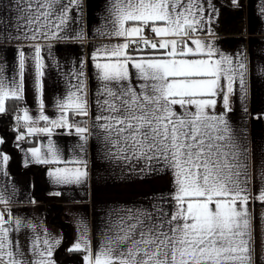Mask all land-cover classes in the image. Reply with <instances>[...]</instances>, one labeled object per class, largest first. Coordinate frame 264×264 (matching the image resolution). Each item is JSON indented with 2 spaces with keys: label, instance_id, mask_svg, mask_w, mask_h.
Listing matches in <instances>:
<instances>
[{
  "label": "snow or ice",
  "instance_id": "obj_1",
  "mask_svg": "<svg viewBox=\"0 0 264 264\" xmlns=\"http://www.w3.org/2000/svg\"><path fill=\"white\" fill-rule=\"evenodd\" d=\"M231 3L242 6L240 0ZM7 7L18 12L16 34L8 39L85 38L82 30L60 35L72 8L80 10V0H8ZM215 11L211 0H109L111 27L105 35L117 42L96 48L89 57L95 96L90 100L84 92L81 62L73 74L77 83L57 101L55 119L44 114L45 64L41 45H34L40 111L33 119L25 109L17 119L31 121L29 135L66 129L57 134L76 140L70 160L49 139L46 152L28 150L30 162L72 163L75 167L50 169L49 179L56 186H83L89 176L86 152L95 137L102 145L100 158L109 165L140 178L163 173L171 185L150 207L110 209L107 235L98 248L90 245L81 222L80 237L68 250L82 252L83 264H264V185H257L264 181V166L254 162L250 189L247 149L228 117L232 97L239 91L243 99L252 70L242 51L226 55L197 35L211 34L206 25ZM145 31L159 39L145 38ZM18 53L19 80L0 68V113L6 99H19L24 90L26 54ZM39 121L45 126H33ZM23 139L24 134L17 136ZM0 160L6 164L9 156L0 153ZM12 202L5 183L0 186V204L6 206L0 210V264H54L59 241L48 236L41 241L39 235L29 239L28 230L36 227L12 215L7 208Z\"/></svg>",
  "mask_w": 264,
  "mask_h": 264
},
{
  "label": "crops",
  "instance_id": "obj_2",
  "mask_svg": "<svg viewBox=\"0 0 264 264\" xmlns=\"http://www.w3.org/2000/svg\"><path fill=\"white\" fill-rule=\"evenodd\" d=\"M67 4V0H64ZM216 11L212 21L206 25L211 34L198 33L201 40L213 43L221 52L235 56L243 52L246 63L251 68V74L246 76L245 94L237 91L232 97V111L228 114L229 122L243 140L247 149L248 187L253 188L254 162L264 166V0H240L241 7L232 5L231 0H211ZM8 0H0V68L10 79L18 76V50L26 54L24 90L19 98V117L28 115L35 119L39 115V105L35 93L34 77L35 62L33 47L39 43L42 47L44 60L43 101L44 114L50 119L58 118L57 101L66 98L67 92L77 83L73 75L84 63V92L91 100L95 96L97 81L94 78V65L89 59L96 48L115 44V38L105 35L111 25L107 22L109 0H80V10L75 8L68 14V20L61 36H74L77 31H83L84 39H44L25 40L8 39L9 33L16 34L18 12L15 7L8 8ZM153 37L151 40H158ZM74 90V89H73ZM247 109V111H245ZM222 104H218L217 111H222ZM81 119V118H77ZM85 121L87 117L82 118ZM23 123L30 125L31 121ZM44 127L45 122L39 121L33 125ZM84 126H90L86 123ZM66 129H55L51 136L34 133L30 140H17L11 137L0 144V153L9 156L6 164L0 160V186L5 183L12 203L7 205L14 217H19L27 223L35 225L36 231L28 230L29 239L39 235L41 241L45 236L59 241L53 249L51 259L54 264L74 262L83 264L82 252L68 249L80 237L81 222L86 223L87 238L91 246L99 247L105 240L106 225L109 210L112 208L150 207L153 202H159L161 195H166L171 185L169 177L163 173L140 178L135 174L129 175L115 164L109 165L101 157L102 145L93 137L88 144L86 159L88 180L83 186L53 185L48 171L54 167H75L69 163L65 165H44L30 162L28 151L40 147L47 151V143L51 139L62 150L65 159H71L75 135H58ZM0 138H2L0 136ZM257 185H264V181L257 180ZM61 192L59 196L55 192ZM251 199V197H250ZM6 206L0 204V210ZM250 210L252 208L250 204ZM256 215L261 209L256 206ZM23 239V235L21 237Z\"/></svg>",
  "mask_w": 264,
  "mask_h": 264
},
{
  "label": "trees",
  "instance_id": "obj_3",
  "mask_svg": "<svg viewBox=\"0 0 264 264\" xmlns=\"http://www.w3.org/2000/svg\"><path fill=\"white\" fill-rule=\"evenodd\" d=\"M19 117V100L8 98L5 100V112L0 113V136L4 143L7 139L15 137L16 128L23 127Z\"/></svg>",
  "mask_w": 264,
  "mask_h": 264
},
{
  "label": "built area",
  "instance_id": "obj_4",
  "mask_svg": "<svg viewBox=\"0 0 264 264\" xmlns=\"http://www.w3.org/2000/svg\"><path fill=\"white\" fill-rule=\"evenodd\" d=\"M144 37L147 38V39H152L154 36L152 33L148 32V31H145L144 32ZM16 134L17 135H20V134H24L25 136V141H29L30 140V135L27 133L26 129L24 127H17L16 128ZM65 264H76L74 262H67Z\"/></svg>",
  "mask_w": 264,
  "mask_h": 264
}]
</instances>
